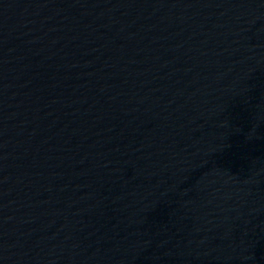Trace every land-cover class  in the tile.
Masks as SVG:
<instances>
[{
    "label": "water",
    "instance_id": "1",
    "mask_svg": "<svg viewBox=\"0 0 264 264\" xmlns=\"http://www.w3.org/2000/svg\"><path fill=\"white\" fill-rule=\"evenodd\" d=\"M0 264H264V0H0Z\"/></svg>",
    "mask_w": 264,
    "mask_h": 264
}]
</instances>
